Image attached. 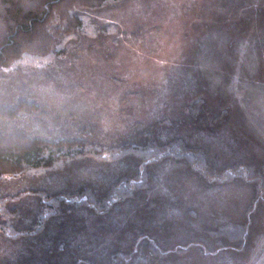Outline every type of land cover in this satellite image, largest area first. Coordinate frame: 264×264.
<instances>
[{"label": "rangeland", "instance_id": "rangeland-1", "mask_svg": "<svg viewBox=\"0 0 264 264\" xmlns=\"http://www.w3.org/2000/svg\"><path fill=\"white\" fill-rule=\"evenodd\" d=\"M2 1L0 43L11 26ZM80 13L56 55L23 56L0 81V104L26 97L43 111L21 120L25 133L91 130L75 144L88 152L76 172L0 181L12 194L32 189L14 226H29L41 200L60 213L35 235L0 236V259L264 264V0H118ZM51 17L22 50H46ZM132 134L145 144L126 145ZM19 136L6 129L0 145Z\"/></svg>", "mask_w": 264, "mask_h": 264}, {"label": "trees", "instance_id": "trees-1", "mask_svg": "<svg viewBox=\"0 0 264 264\" xmlns=\"http://www.w3.org/2000/svg\"><path fill=\"white\" fill-rule=\"evenodd\" d=\"M111 1L118 0H42V5L40 8L34 10H23L22 7L18 6L16 2H12L11 0H3L2 3L6 6L5 16H7L11 26L8 27L9 33L0 43V81L8 79L4 81V83H9L13 76H10L7 73L11 71L15 73L20 70L21 66L19 65V60H21L23 56L38 55L46 57L49 54L56 55V48L61 45L60 41H63L62 39L65 37V35H67L66 33H69V31L73 33L80 29L82 24L80 23V18L82 16L80 11H82V8L97 9L103 4ZM58 4H64L65 9L70 12L66 13V15L61 20H59L61 18V12H59V8H57ZM51 13L55 14V17H51L55 22H51L53 25H51V23L48 25L54 30L52 31L54 40L52 42H45V44H48L45 46L46 50H22V47L27 42H29V38L33 36L37 27L41 26L42 30L46 31L44 27L47 21H51L49 19L52 15ZM60 28H63V30H60ZM12 67L15 68L10 70ZM0 109L5 111H0V134H2L7 129L11 135L19 134L22 138L20 136L19 137L23 139V142L11 147L0 145V181L8 182L12 179L18 178L19 176L22 177L26 175V173L42 169L54 167L59 169V165L61 166V169H56V172H60L62 175L71 174L72 172H76V169L79 167V163L82 162L83 165L86 162L85 159L83 161V157H85V154L88 152L80 149L83 148V146L78 148V145L75 144L82 145L86 143L85 139H90L91 130H84L82 127L81 131H79V127V136L69 138H66L65 136L64 138H50L48 135L44 136L43 132L36 133L29 129L25 133L23 125L21 124V120L31 122L33 120L39 121V119L42 118L40 115L43 114V111L35 101L26 97H19L13 99L12 105L0 104ZM130 137L131 138L128 139L126 145L133 143L142 146L145 144L141 140L140 134H132ZM122 143H125V141ZM79 183L80 186L77 185L79 188L84 186L90 187L89 183ZM10 188L8 191H6V188L1 189L0 186L1 237H23L26 235H35L39 233L38 230L41 225V220L46 218L48 221L52 218V216L48 217L49 212L50 214L53 213L51 215L54 216L60 214L59 212L57 213L55 211L54 205L50 204V202L49 204H46V202L41 200L40 203L38 202L36 211L34 213L32 212L33 217L31 216L32 218L29 226H25L23 228L14 226V221L20 220L17 219V217H20V215L26 211L23 206L18 205L19 196L23 192L26 194L29 193V191L32 189L23 190L12 194ZM107 192L110 194V190ZM54 196H57V192L50 195L44 194V197H47L45 201L52 199ZM0 264L35 263L27 258H24L22 255H19L16 256L15 260L12 262L9 260L0 259ZM47 264L60 263L48 262Z\"/></svg>", "mask_w": 264, "mask_h": 264}]
</instances>
